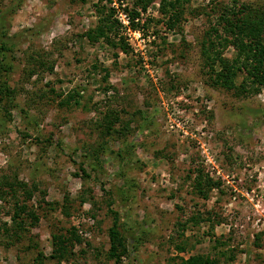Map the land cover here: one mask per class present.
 <instances>
[{"label": "rangeland", "instance_id": "rangeland-1", "mask_svg": "<svg viewBox=\"0 0 264 264\" xmlns=\"http://www.w3.org/2000/svg\"><path fill=\"white\" fill-rule=\"evenodd\" d=\"M144 1L145 26L137 35L123 23L130 48L122 49L84 34L97 23L96 5L118 0H0L17 87L10 116L0 109V264H178L200 252L264 264V84L214 83L201 51L217 9L232 0H187L173 27L159 0L142 10ZM236 1L264 9V0ZM38 52L53 70L29 77L28 55ZM110 111L108 133L100 125ZM198 168L218 181L205 195L194 184ZM17 181L39 214L20 237L2 230L23 199ZM110 207L127 244L117 263L108 254ZM70 228L79 240L52 256V234Z\"/></svg>", "mask_w": 264, "mask_h": 264}, {"label": "trees", "instance_id": "trees-1", "mask_svg": "<svg viewBox=\"0 0 264 264\" xmlns=\"http://www.w3.org/2000/svg\"><path fill=\"white\" fill-rule=\"evenodd\" d=\"M160 9L163 13L168 12V26L173 27L175 21L179 19L180 7L187 0H159ZM151 0H145L141 4V9L145 10ZM232 0L229 4H222L217 10V18L214 24L210 25L205 31V36L201 41V51L208 74L214 83L229 89L242 90L258 89L264 84V9L261 7H252L244 3H236ZM118 7L114 5L97 4L95 11L98 13L97 23L91 29L85 31L89 38H103L110 44L118 45L122 49L130 48L126 36L121 33L123 22L116 15V11L121 7L122 11L128 17L130 29L135 30L143 28L144 23H140L139 9L137 0L131 5L121 6L118 0ZM174 18V21L172 20ZM4 36V33H1ZM114 36V38H111ZM232 46L233 56L223 55L224 48ZM13 44L7 39L0 36V109L10 116V109L16 98L17 87L9 82V74L13 67L11 60L8 58L9 52L12 51ZM36 54V55H35ZM28 76L38 72L39 69L53 70V61L41 55L40 52L28 55ZM96 67V65H93ZM106 74V73H105ZM105 76V75H104ZM106 77V76H105ZM238 82V83H237ZM54 91V88L50 87ZM61 95V94H60ZM66 100L73 99L76 91H68L65 94ZM61 100V99H60ZM65 102V101H62ZM75 102H78L75 100ZM116 113L111 111L106 113L108 116L102 121L100 127H105L106 132H110L113 119ZM104 133V132H103ZM46 140V139H45ZM49 141V140H47ZM60 145V143H59ZM97 158V157H96ZM95 158V159H96ZM80 169H85L80 165ZM194 184L202 194H206L208 189L217 186L218 181L209 177L201 168H198ZM22 188L23 199L14 200L13 209L10 212L12 224L6 222L2 224V230L9 236L20 237L26 224H35L39 219L36 209L27 203V198L32 195V190L28 189L23 181L16 182V188ZM15 188V189H16ZM14 188H12L13 194ZM15 192V191H14ZM0 194H4L0 189ZM83 200V199H81ZM111 200L108 204L111 206ZM65 206V205H64ZM112 212V224L108 228L109 249L108 254L114 258L117 263L120 256L127 253L126 238L123 237L119 230L120 213L116 209L109 208ZM70 228V234L63 235L60 233L52 234L53 253L52 256L61 257L65 255L67 242L79 240L75 230ZM68 230V231H69ZM187 242H181L177 248L184 250ZM222 253V251H221ZM224 255V253H222ZM229 258L232 259V255ZM229 261H221L219 257L214 258L209 253H191L187 257H180L178 264H225Z\"/></svg>", "mask_w": 264, "mask_h": 264}, {"label": "built area", "instance_id": "built-area-1", "mask_svg": "<svg viewBox=\"0 0 264 264\" xmlns=\"http://www.w3.org/2000/svg\"><path fill=\"white\" fill-rule=\"evenodd\" d=\"M119 18H120L121 21L127 26L128 33H130L131 29H130V27H129V25H128V19H127L128 17L126 16V14L123 13V14H122V18H121V17H119ZM132 31H133V32H136L137 35L140 34L138 30H132Z\"/></svg>", "mask_w": 264, "mask_h": 264}]
</instances>
